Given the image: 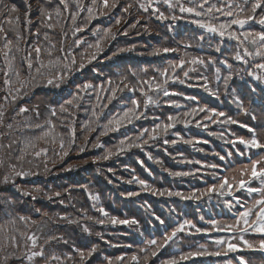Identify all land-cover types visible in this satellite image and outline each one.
Instances as JSON below:
<instances>
[{"label": "trees", "instance_id": "16d2710c", "mask_svg": "<svg viewBox=\"0 0 264 264\" xmlns=\"http://www.w3.org/2000/svg\"><path fill=\"white\" fill-rule=\"evenodd\" d=\"M128 3H136L137 8H139L140 3L147 4L148 0H125ZM216 2V0H213ZM37 4V0L35 1ZM16 5L19 9L18 13H13L12 15H19L21 20L20 30L22 34L27 38V44H25L24 40L19 42L21 52L17 53L13 50L11 55L15 56V60L13 61V67L9 74V79L12 81L11 87L14 89L19 86L18 79L16 76V72L20 73L19 80H29V70L27 67V63L22 60V57L26 55L23 51L26 47L34 46L38 42H43L47 44L46 41L43 40V33L45 31L48 32L50 39L56 45V50L54 51V57L61 55L58 51L61 42H63V46L65 50L72 47V52L76 56L77 59V67L79 66L81 55L85 54V64L86 67L82 70L75 71L69 77V79L61 85L59 89L53 88L51 86L45 87L43 84H38L33 87L29 85L24 88L21 93V97L15 102V104L11 103V101L5 105V127H0V132H8L6 125L8 123H13L14 127L17 122L22 126L25 121L29 124L41 123L44 124L45 127L43 129H34L28 130L23 129L15 131L13 134L4 136L0 139V145L8 144L12 139L17 140V143L13 145L11 150L4 149L0 147V160H3V166H0V178H2L3 174L8 171V164L13 163L17 164L18 168L23 167L25 171H30L32 174L17 177L15 183L20 186L21 189L28 191L31 195L25 196L21 191H17L12 184H3L0 183V197H11L16 203L11 206L12 211L11 214H8L4 211H0V264H39L37 259H33L29 261L27 256L30 255V252L35 250H39V246L36 249H31L30 247H26L25 245H30V242L26 241V236L30 234H35L40 237L38 241V245H44L45 249V257L41 258V261L46 264V259L53 253L60 256V261H51L50 264H64L65 261H68V264H77L79 255L78 252L74 251V249L84 250L85 253L89 249L92 248L93 245L97 247V251L93 253L92 257L88 258L85 261V264H106V258H115L116 256H130L133 252H138V250L142 247L146 246V241L149 239H157L161 241L165 232H170L172 228H174L179 222L184 219H190L197 226L202 228H210V221L216 220L221 223H232L235 220V216L240 212L239 209L234 206L229 210V208L224 206V199H231V197H216L215 195L208 199L207 197L203 198L200 201H183L177 197H168V196H155L150 192H145L141 190V186L135 182L129 183L128 181L132 180L133 176L138 177L146 181L148 184L152 185L155 188L159 189H170L175 191H181L184 193H189L197 189H204L208 185L216 182L213 179L211 173L216 171L220 173V169L213 170L210 168H202L201 165L198 164H189L186 162H181L182 160H200L202 163H219L222 167H226L228 169L225 172L226 175L231 176L233 173L231 169L239 168L241 165L248 163L246 161V155L239 156L234 155L231 161H219L218 157L213 155V153H220L222 155L227 154L230 151L228 148V144L226 141L233 140L237 136H242L244 138H249L247 133H244L240 129L232 127V124L222 123L221 125L216 126L217 123H212L211 121L202 120V113L197 119H201V127H197L195 123H192L185 127L183 124H177L174 129H171L166 137L162 136L159 140L155 142H150L149 146L145 147L144 151L140 149H132L129 152H125L120 160L124 163L117 162L116 165H119L118 168H114L112 170V178L116 181H108L106 184L107 191L111 194V198L108 200L105 199L103 188L99 187L97 192L92 193L91 190L78 191L77 195L72 192L76 190L75 188H69V186L78 187L80 190L84 186H86L87 182H81L84 177H91L93 173L104 175V172L97 166H93V164H80L79 166H72V160L74 158V153L76 154H85V155H94L97 153L99 148H93L92 141L87 144L86 150L84 152H79L78 149L81 146H84V140L81 139V136L76 140L77 146H72L75 149L69 157H63L60 159V156L57 153L60 152L59 149V138L62 136L65 139L66 147L67 141L69 139L68 134L63 128L64 122L69 115L75 110H80V113H87L88 110L85 106L89 103L91 96H96V92L93 89H89L87 94L81 93L82 99L79 101L80 108L70 109L67 115L66 113H61L59 108L64 101L71 99V93L77 91V85H83L86 82L92 83L96 86L97 90L100 86H103L105 89L109 88L107 81L111 78L116 83H119L121 76H127L129 81L135 82L137 79H147L152 76L159 77L157 65L153 64L149 66L146 62L153 61L156 62L161 60L162 62H168L171 60V57L166 58L167 56H150L148 53L152 52L155 48L165 47V45H173L174 38L185 37L187 39L188 36L196 35L198 28L200 31L199 37L203 35L205 39L203 41L199 40L201 43L208 45V48L204 46L198 47L200 48L206 55L205 60L212 58L216 61V66L221 69V73L223 76L228 75L226 73L229 69L226 68L223 64H220V60H227L229 64L233 67L231 69L232 74L235 73L242 77L244 75L248 76L247 71H240V68H237L235 65L237 61L232 59V55L236 50V42L232 40H228L227 38H221L219 36L209 34L205 32L203 29L199 28L195 24L191 23V19L188 18L187 14L179 13L178 9L172 10L167 7L163 3V0L159 4H153V7H158L160 11H164L166 15L175 14L177 16H181V19L176 21L172 20H164L161 22L156 19L155 15L152 14V10L149 9L148 12H143L153 23H157L159 29L158 31H152L148 33L146 36L138 37L141 40L139 43L136 42H113V40H103V52L97 57L96 60H93L91 63H87V54H89L93 49H89V44H95L97 39L104 35V30L111 28L113 32H116V25L109 24L111 22V18H104V21L97 20L98 23L95 25H91L90 27H84L86 22H80L76 24L77 27H83L84 30L76 33L75 36L72 35V22L71 17L67 12L63 11V5L57 7V5L53 4V1L50 2L47 6L53 12V19L51 23L55 25V27L51 30L41 29V35L39 38L29 35L27 32H24L23 26V16L21 12L26 11V5L24 4V0H0V11H4L5 6L10 7L11 5ZM250 7V5H249ZM38 8V4H37ZM35 8L32 13V19L34 21L31 31L35 32L38 24L35 23L37 20L38 14ZM59 8L61 11L60 19L55 15V10ZM82 11L85 13L84 8L82 7ZM75 12V11H72ZM264 13V10H257V19L259 15ZM7 16V12L4 11V15H0V21H3ZM79 17V16H78ZM143 18V17H142ZM145 18V17H144ZM225 18L220 17V20L223 21ZM59 21V23H57ZM146 21V18H145ZM87 26V25H86ZM5 30L9 29V25L7 23L4 24ZM195 31H193V29ZM150 29V28H149ZM98 30V31H97ZM244 30L251 31H260L261 25L250 22L249 25L245 26ZM94 31L96 34L94 35ZM156 34H152V33ZM67 33V36L64 35ZM152 34V35H151ZM9 38L13 39L15 42V33L9 32ZM151 37V38H150ZM212 38L218 40L217 42L213 41ZM135 39V37H133ZM162 39V40H161ZM81 40L79 46H75L74 41ZM132 41V40H127ZM158 41V42H157ZM151 43L152 47H150ZM157 42V43H155ZM119 43H126L131 46V51L120 52L117 55L113 56L115 52V47ZM232 44V45H231ZM122 44L118 45L117 48H122ZM0 47H2V42H0ZM219 47L221 51L217 52L216 48ZM233 49V50H232ZM234 51V52H230ZM180 52V51H178ZM178 52L171 53L174 58L178 57ZM35 53H33V56ZM107 57H111V59H107ZM11 59V56L9 57ZM47 60V57H44ZM135 60H138L139 66L137 63H134ZM176 60V59H175ZM175 60L172 62L175 63ZM97 61H105L103 63L107 64L106 67L109 71L98 70L95 67V63ZM261 62V58L256 57L255 59H250L248 64L250 66L249 70L254 72H258L259 70L253 68V64ZM122 63H128L122 64ZM244 64V63H239ZM148 67V69L145 68ZM205 68L204 66H202ZM225 72L223 73V69ZM208 71L211 72L212 82H217L215 76L213 75V67L208 66ZM6 69V61L3 57L2 53H0V103H3V97L7 94V90L4 86V75L3 72ZM136 73L135 76L132 73ZM35 74L33 69V75ZM250 79V83L253 88L257 91V100L261 103V106L253 105V110L264 108V83H261L252 77L248 76ZM174 86L173 91H179L186 94L185 90L180 89L179 86L173 85V83H169L168 88ZM222 93V92H221ZM109 93L102 92L100 94L101 97L107 96ZM119 96L125 97H135L139 98L141 102L144 97L140 96L139 92L131 93L125 91L124 93H118ZM155 96V94H153ZM207 95L205 92H202V97L198 96L196 93H191V96L198 97L200 106H207L210 108H216L217 105L215 103H206L204 102L206 99L204 96ZM188 96V95H187ZM97 97V96H96ZM214 97V96H213ZM222 97V94L220 95ZM203 98V99H202ZM255 98L254 94L248 93V96L245 98V104H251V100ZM172 99L179 102L183 107L177 109L173 107H169L164 103L165 100ZM184 99V98H183ZM180 96L173 97H163L162 94L159 96V104L150 105L146 110L143 109V105H141V111L145 112V118H142L138 121H134L133 124L127 125L124 128H121L117 133H109L104 136V138L111 139L110 136H119V134H124L123 137L126 136H134L136 135L142 128H149L154 125V123H158L159 121H154V116H159L161 119H166L169 114H177L183 113L187 110L188 107H195L193 102L183 100ZM107 100L102 99L100 101L97 100L98 103L103 104ZM115 104L112 106L113 110H108L107 112H111L108 114L107 119L104 118L103 114L101 118L96 121V123L92 124V127H95L97 130L99 129V133L102 130V123H107L108 118L111 114L121 111L122 105L119 99L113 101ZM107 103V102H106ZM39 106L40 117L36 119L35 113L32 114L31 111L28 113H24L21 115H17L20 107H27L32 109L34 106ZM111 104L108 106L107 109ZM130 105V102L128 103ZM50 107H54L57 110V116L51 117L49 114ZM247 106H245L246 108ZM99 109V108H97ZM226 111V110H223ZM239 112L245 113L244 110L240 109ZM260 114V113H259ZM261 121L258 125H252L256 131L258 137L264 141V114H260ZM51 120L54 128L52 129L51 135L48 137L51 140L52 136L57 137V143H41L38 145L36 150L39 148H47L48 154L45 158L41 156L39 159H34L31 155L25 156L23 161H18L16 158L22 154V150L25 147V140L29 138L31 140L36 141L38 137L44 132L49 130L52 125H48L45 123L47 120ZM240 119V118H239ZM90 120H93L92 113ZM73 122H68V124H72ZM206 124L207 127H203ZM261 125V127H260ZM100 127V128H99ZM96 130V131H97ZM82 131V130H81ZM174 133H179L184 139H191L194 141L193 144H185L182 141H178L175 145L163 143L164 139L169 141L177 139V136ZM118 134V135H117ZM102 141L101 143L104 145L107 142ZM207 141V143H204ZM231 145V144H229ZM69 150V152L72 150ZM237 147L241 150L244 149L243 145L237 144ZM54 148V155H52V150ZM201 149L203 151H201ZM11 152V155H7L8 152ZM26 151L31 152L32 149H27ZM127 153V154H126ZM139 153V155H138ZM148 154H151L153 159L148 158ZM252 159L258 158L257 155H252ZM121 157V156H120ZM255 157V158H254ZM47 159L48 170H45L44 160ZM83 159V158H82ZM155 160H159L162 163H156ZM31 161V163H29ZM143 163H140V162ZM119 163V164H118ZM71 169V170H68ZM164 169H169L173 172L179 171H195L196 169H200L199 172L196 173L195 176H186V177H174L169 175L167 171ZM108 171V168L105 172ZM119 172L118 176L114 175V173ZM109 177H106L105 180H109ZM253 185H258L260 187L259 181H253ZM37 189H39V193H37ZM59 192L61 195L59 197L53 196L52 199H48V195H52L53 193ZM139 193V195L128 196L127 193ZM47 194V195H46ZM90 194L94 196H98V200L90 199ZM234 194H240L243 196V201H247L248 204H251L254 199H258V194L256 195H246L241 192H236ZM37 196V199L33 200L32 196ZM85 195V201L88 209L92 212L90 217H93V220H87L83 218L82 222L78 221L76 223H68L67 220L59 219L60 216H67L70 220L75 221V215L73 212V207H79L77 200H83V196ZM58 199L56 202H52L48 208H44L43 204H48V201H52L54 199ZM63 201V203H61ZM113 204H115V208H113ZM2 207V206H0ZM85 207V206H84ZM103 207L105 211L110 216H116L118 219H136L139 223L136 225H121L116 224L113 225L110 221L100 224L96 223V220H106L104 216L101 215L98 208ZM39 209V212L36 210ZM47 213V216L44 214ZM20 215L25 217H30L32 221H36L37 223L33 224L31 222H23L18 219ZM160 217L165 221L163 225L159 223L155 217ZM203 217V219H201ZM15 219V222H13ZM88 221H90L88 224ZM70 225H74L77 228V232L79 238L82 242L71 244L69 247L65 246V243L62 241H53L51 243L46 244L45 240L47 236L54 235L60 229V227H68ZM87 226L89 228V232L83 231V227ZM69 230H65L61 234H63L64 240H71V236L69 234ZM193 234L185 235L184 233L179 234V239L177 243L170 244L165 248L161 249L158 256L154 258L152 264H160L161 260L168 259L172 256H178L180 252L189 251L190 246L191 250H194L199 245H205L210 250L214 249L213 241L215 239H227V236L222 235L221 232H209L205 233H195L192 230ZM99 233V235H97ZM15 236L20 247H13L10 241V237ZM252 243L256 244V247L259 248L258 241L264 239V235L260 233H252L248 232L245 235ZM89 238V240H86ZM71 256L72 259H68V256ZM4 257H9L7 260L3 259ZM19 257V259H17ZM215 256H201L194 257L195 262L197 264H216L213 260ZM221 256L218 258L220 259ZM257 260H261L260 257H256ZM256 264V263H254Z\"/></svg>", "mask_w": 264, "mask_h": 264}, {"label": "snow or ice", "instance_id": "6c2138e0", "mask_svg": "<svg viewBox=\"0 0 264 264\" xmlns=\"http://www.w3.org/2000/svg\"><path fill=\"white\" fill-rule=\"evenodd\" d=\"M120 0H92V6L87 8L88 17L87 21L90 23L93 18L97 15H107L112 12L113 9H116L119 5ZM161 0H148L147 4L140 3L139 8L143 12H148L149 9L152 10V14L155 15L156 19L163 22L164 20H172L176 21L181 19V16H177L175 14L166 15L164 11H160L158 7H153V4H159ZM50 3V0H37L38 8L36 11L38 12L37 20L35 21L38 24V27L35 32L31 31V27L34 23L32 19V3L31 0H24V4L26 5V11L24 12V32H27L29 35L35 36L37 38L41 35V29L51 30L55 27L53 23H51L53 19V12L47 6ZM59 3L63 5V11L69 13L72 22V35L75 36L76 33L84 30L83 27H77L76 21L79 16V11L72 12L69 7V0H59ZM163 3L167 5L169 9L175 10L178 9L179 13L187 14L191 19V23L197 25L199 28L203 29L205 32L209 34H213L216 36L223 38H227L228 40H232L236 42V50L232 55V59L237 62H241L247 64L250 59H255L256 57L261 58V62L253 64V68L259 70L258 72H254L252 70H248V76L253 79L264 83V13L259 15L257 19V10H264V0H163ZM250 5V7H249ZM134 7L133 3H128L122 11L124 13L130 14V9ZM77 8L82 9V5L77 3ZM4 11L7 12V16L3 21H0V42H2V47H0V53H2L3 57L6 61V69L3 72L4 75V86L7 90V94L2 98L3 103H0V127H5V105H7L10 101L15 104V102L21 97L22 90L29 85L35 87L38 84H43L45 87H53L59 89L62 84H64L73 72L82 70L86 67L85 64V54L81 55V60L79 66L77 67V59L76 56L72 52V47L69 46L67 50H65L63 46V42H61V46L59 48V52L61 55L54 57V51L56 50V45L50 39V36L47 31L43 33V40L47 42L44 44L43 42H38L34 46L26 47L23 51L26 53L25 56L22 57V60L27 63V67L29 70V80H19L20 73L17 71L15 74L17 76L19 86L16 88H12V81L9 79L10 71L13 67V61L15 60V56L11 55L13 50L19 53L22 51L20 48L19 42L21 40L25 41L27 44V38L22 34L20 30L21 20L20 16L17 14L13 16V13H18L19 9L16 5H11L10 7L5 6ZM4 11H0V15H4ZM55 15L57 17L61 16V11L59 8L55 10ZM220 17H224L223 21L220 20ZM250 22H255L261 25L260 31H251L244 30L246 25H249ZM7 23L10 27L6 31L4 24ZM59 23V21H57ZM115 24L118 26L121 24V18H117ZM138 25L142 26L145 33H150V29L147 24H141V20L137 19L134 23L128 25L127 28L120 30L118 29L116 32H113L111 28L104 30V35L97 39L95 44H89L88 48L93 49L89 54H87V63H91L93 60H96L97 57L103 52L102 41L103 40H114L118 34L128 35L129 29H134ZM86 27V25L84 26ZM98 31V30H97ZM15 33V42L13 39L9 38L8 33ZM94 35L96 32L94 31ZM67 36V33H64ZM205 37L201 35L199 40L203 41ZM83 41L75 40V46H79ZM183 48H189L192 45L189 43H183ZM132 49L128 48H120L117 52L113 53V56L117 55L120 52L131 51ZM180 51V47H160L155 48L149 55L153 56H161L162 54L167 53H176ZM216 51L219 52L221 49L219 47L216 48ZM33 53L35 55L33 56ZM11 56V59L9 58ZM47 57V60L44 57ZM107 59H111V57H107ZM220 64H223L230 71L228 75L221 77V69L216 66V61L212 58L205 60L204 58L193 56L188 58V53H184L183 56L179 59L177 63L170 64L168 67L163 69H158L159 77L152 76L147 79H137L135 82L129 81L127 76H121L119 83H116L111 78L107 81L109 88L105 89L103 86L97 90L96 86H94L90 82H86L83 85H77V91L71 93V99H68L60 106L59 111L61 113H66L69 111L67 106H79V101L82 99L81 93L87 94L89 89H93L96 92L97 100L100 101L102 99H106L107 103L100 104L98 103L93 111L92 117L93 120L87 121L81 125L82 130L91 133L95 132L97 129L92 127V124L96 123L101 116L104 114L103 109H107L113 101L119 99L122 107L121 111H117L110 115L105 123L102 126V130L100 131V136H106L111 132H118L121 128L126 127L127 125L133 124L134 121H138L142 118H145V112L141 111V105H143V109H147L150 105L159 104V96L162 94L163 97H173V96H183L187 101H196L197 97L195 96H187L183 92L179 91H170L167 87L169 83H179L185 84L188 80L196 79L198 81L197 85H189V86H198L202 87L205 92L209 93V95L219 98L218 91L214 90L210 87V81L207 76L203 73H200L196 77H192L190 74L197 71L196 65H201L207 68L208 66H212L215 72V78L219 81L221 78L224 82V87H228V82L232 79V65L228 63V61L220 60ZM33 69L35 74L33 75ZM177 69L183 75L181 78L180 74L177 72ZM133 76L136 73H132ZM202 81V83H199ZM125 91L136 93L139 92L140 96L144 97L143 101L139 98L135 97H125L119 96L118 93H124ZM101 92L109 93L105 97H101ZM155 94V96L153 95ZM234 102H236L242 110L243 106L241 101L234 97ZM130 102L131 106H128ZM169 107L173 108H181L183 107L179 102L167 99L164 101ZM95 108H100L101 111L97 112ZM35 113L36 119L40 117L39 106L36 105L32 109L27 107H20L17 115H21L28 112ZM203 113L202 120L211 121L212 123L220 122V123H228V124H236L238 121L233 119L231 116L227 115L224 111L217 110L215 108H209L207 106H200L197 104L196 107H188L186 111L183 113L177 114H169L166 119H161L159 116H154V121H159L158 123H154V125L149 128H142L136 135L134 136H125L123 139L119 140L118 143L113 145L111 148L105 150L104 154L93 159V163L98 160H109L113 156H118L124 154L125 152H129L132 149H140L141 151L145 150L146 146L150 145V142H155L159 140L162 136L166 137L171 129H174L177 124H183L185 127L188 125L195 123L197 127H201V119H197L200 114ZM49 114L51 117L57 116V110L54 107H50ZM223 118V119H221ZM46 124L52 125L51 120L45 121ZM241 127L247 128L248 132L251 133L250 138H244L242 136H237L233 140L226 141V143L231 144L234 148H236L237 144L243 145L244 149L241 150L237 148L236 155L244 156L246 152L251 151L252 149H257L256 155L258 158L252 159L248 158L249 162L241 165L239 168L231 169L232 175L221 174L218 175L216 171H213L211 175L213 179L216 181L210 185H208L204 189H197L189 193H184L181 191H175L170 189H159L155 188L152 185L148 184L146 181L139 179L138 177L133 176L132 180L128 181L129 183H137L141 186V190L145 192H150L155 196H168V197H177L183 201H200L203 198L207 197L211 199L214 195L216 197H231V199H224V206L231 208L234 206L233 201H235L236 205H239L243 210L240 211L236 216L235 220L232 223H221L216 220L210 221V228H202L197 226L190 219H184L179 222L174 228L171 229L170 232H165L161 241L157 239H149L146 241V246L142 247L138 250V252H133L130 256H116L113 258H106V264H152L154 258H156L161 251V249L169 246L170 244H174L178 242L179 234L184 233L185 235L193 234L192 230L195 233H209V232H227L233 234V237L230 239H215L213 241L214 249L210 250L205 245H199L194 250L182 251L178 256H172L168 259H164L160 261V264H182L184 261H188L193 259L194 257L201 256H220L226 255L228 252H236L238 247L243 246L244 248L254 249L256 248V244L252 243L248 239L245 238V233L255 232L264 234V141H262L256 132V129L249 127L246 124H241ZM8 132H0V139L4 136H8L13 134L15 131L23 129L34 130V129H43L45 127L44 124L35 123L29 124L27 121L21 126L19 122L16 123L15 127L13 123H8L6 125ZM203 127H207L206 124ZM54 125H52L49 130L44 131L42 136L38 139H43L45 143H57V137L52 136L51 140L48 137L52 133V129ZM177 136V139L167 140L164 139L163 143L165 145L172 144L175 145L178 141H182L185 144H193L194 141L191 139H184L180 136L179 133H174ZM76 142V134L75 128L70 127V138L67 141V147L65 143V139L61 136L59 138V149L60 152L57 155L60 156L62 160L63 157L67 156L69 150ZM17 143V140L12 139L10 143L0 145L4 149L11 150L13 145ZM25 147L22 150V154L18 156L16 159L18 161H23L25 156L31 155L34 159H39L41 156L47 157L48 149L39 148L36 150L37 146L32 140H27L24 142ZM207 143V141H204ZM88 144V138L85 137L84 146L79 147V152H84L86 150V146ZM93 148H101L103 147L100 142V137L97 136L96 141L92 143ZM27 149H32L33 151L28 152ZM201 151H203L201 149ZM7 155H11L9 151ZM213 155L217 156L219 161H231L233 159V152L229 151L227 154L222 155L220 153H213ZM149 159H153L151 154H148ZM156 163H162L159 160H155ZM189 163V164H198L201 165L202 168H210L213 170L220 169L222 166L219 163H202L200 160H187L181 161ZM3 160H0V166H3ZM31 163V161H29ZM140 163H143L142 161ZM47 159L44 160L45 170L47 171ZM8 171L5 172L0 178V183L5 185L12 184L13 187L16 188L17 191H21L23 195L28 196L31 195L30 192L25 191L20 188L19 185L15 183L17 177H24L32 174L30 171H25L21 166L18 168L17 164L9 163ZM71 170V169H68ZM169 173V175L174 177H186V176H195L200 169H196L195 171H179L173 172L169 169H164ZM225 172L228 169L225 167ZM111 171V169H109ZM253 181H259L260 187L252 186ZM39 193V189L36 190ZM246 192L249 196L253 193L258 194L259 198L254 199L251 204H248L247 201L242 202V198L236 196L234 193L236 192ZM47 195V194H46ZM61 194L59 192L53 193L52 195H48V199H52L53 196L59 197ZM128 196L139 195V193H127ZM32 199H37V196L33 195ZM90 199L98 200V196H94L90 194ZM16 203L11 197H0V211H4L8 214H11L12 207ZM63 203V201H61ZM39 212V209L36 210ZM101 213L102 216L106 218V220H96V223L104 224L110 221L113 225L121 224V225H136L139 222L136 219H118L116 216H110L107 211L103 207L97 209ZM47 216V213L44 214ZM20 221L23 222H31L33 224L37 223L36 221H32L30 217H25L20 215L18 217ZM59 219L67 220L68 223H76V221L70 220L67 216H60ZM85 219L93 220V217L86 216ZM156 220L159 221L161 225L165 223L163 219L160 217H155ZM203 219V217H201ZM15 222V219H13ZM83 231L89 232V228L87 226L83 227ZM99 235V233H97ZM11 244L13 247H20L17 242L15 236H11L10 238ZM40 237L35 234H30L26 236V241L30 242V245H25L26 247H30L31 249H36L39 246L38 251H31L30 255L27 256L29 261H32L35 257L44 258L45 257V249L44 245H38ZM238 239L239 244L236 242ZM53 241H62L67 244L68 241L64 240L62 236L49 235L47 236L45 243H51ZM259 248L261 251H264V239L258 241ZM74 251L78 252L79 262L80 264H84V262L92 257L93 253L97 251V247L95 245L92 246L91 249L85 253L84 250L74 249ZM9 257H4L3 259L7 260ZM68 259H72L69 255ZM19 259V257H17ZM60 256L56 254H52L46 259V264H50L51 261H60ZM240 264H247L243 258L240 259Z\"/></svg>", "mask_w": 264, "mask_h": 264}, {"label": "rangeland", "instance_id": "374dc122", "mask_svg": "<svg viewBox=\"0 0 264 264\" xmlns=\"http://www.w3.org/2000/svg\"><path fill=\"white\" fill-rule=\"evenodd\" d=\"M35 1L36 0H31L33 10L35 8H37V4L35 3ZM52 1H53V4L57 5V7H59V0H50V2H52ZM77 3L82 5V7L84 8V11H86V12L85 13L81 12L79 14V17L77 18L76 24H79L80 22L84 21V22H86V25H87L86 27H90L91 25L93 26V25L97 24L98 23L97 20L104 21V18H106V17L111 18L112 17L111 22L109 24L116 25L115 24L116 19L117 18H121V24L118 25V26L116 25V27H117L116 31H117L118 29L123 30V29L127 28L128 25L134 23L137 19H140L141 20V24L142 25L143 24H147V26H148V28H150V30H152V31H158L159 30V29L156 28V27H158V24L157 23H153L152 21H150V19L142 11H140L137 8L136 3H133L134 7L132 9H130V14H129V13H124L122 11V9L128 4V2L125 1V0H120L118 7L116 9H113L111 13H109L107 15H99V13L97 12V15L95 16V18H93L91 20L90 23L87 21V17H88L87 8L89 6H92V0H69L70 11H77V10L82 11L81 9L77 8ZM60 6H61V4H60ZM21 14H22V16L24 18V11L21 12ZM37 14H38V12H37ZM68 15H69V13H68ZM144 17L146 18V21H145ZM187 17L188 18H193V17H190L188 15H187ZM57 18L60 19L59 17H57ZM195 29L197 30L196 35L188 36L187 39L185 37H181V39L176 37L173 40V42H174L173 45H165V47H178L179 46L180 47V52H178V54H177L178 57L174 58L173 54L167 53V54H162L161 56H167L166 58L171 57L170 58L171 60H169L168 62H162L161 60H158L156 62L149 61V62H146V63L149 66L155 64V65H157V68L163 69L165 67H168L170 64H172V62L175 59H176L175 63H177L179 61V59L181 58V56L184 55L185 52L188 53V58L193 57V56H198V57H201V58L205 59V55L206 54L200 48H198V47L204 46V44L201 43L198 40V36H199L200 31L198 30V28H195ZM152 31H150V32H152ZM193 31H195V30L193 29ZM147 34L148 33L144 32L143 27L138 25L134 29H129L128 35L118 34L116 36V38L113 40V42L126 41V42L139 43L143 39H139L138 37L146 36ZM152 34H156V33L153 32ZM133 37H135V39H133ZM127 40H132V41H127ZM212 40L215 41V42L218 41V40H215L214 38H212ZM157 42H155V43H157ZM183 43H189L192 46L189 47V48H183V46H182ZM120 44H122L121 45L122 48H126V49L132 48L131 46H129L126 43H119L115 47V52L118 51L117 46L120 45ZM149 44H150V47H152L151 43H149ZM204 47L208 48V45H205ZM230 52H234V51H230ZM150 56H152V55H150ZM103 62H105V61H97L95 63V67L98 70H104L106 72L109 71L108 68L106 67L107 64H105ZM138 62H139L138 60L134 61V63H137L138 66H139L140 64ZM239 63H241V62H237V64L235 66L237 68H240L239 69L240 71H244L245 72V71L249 70L250 66H249L248 63L247 64H243V65L239 64ZM122 64H126L127 65L128 63H122ZM195 67L197 68V71L191 73L190 75L192 77H196L200 73H203L205 76H207L209 81H210V87H212L214 90L218 91V95H219L218 99L216 97H213V96L209 95V93L205 92L202 87L189 86V85H197L198 81L196 79L188 80L185 84L173 83V85H177V86H179L180 89L185 90V92H186L185 95H188V96H191V93H196V94H198V96L202 97V92H205L207 95L204 96V98L206 99L204 102L209 103V104H211L212 102L215 103L217 105V110H220V111L226 110L224 112L227 115L231 116L233 119H235L238 122L244 123V124H246V125H248L250 127L252 125H258L260 123V121H261L260 114H264V108L253 110V108H252L253 105L256 104L257 106H261V103H259L258 100H257V98H258L257 97V91L253 88L252 84L250 83V79L248 78V76L244 75L242 77H239V75H236L235 73H233L232 79L228 82V87L225 88L222 78L219 81H217V82H212L211 81L212 78H211V72L210 71H208L207 69L203 68L201 65H196ZM145 68L148 69L147 66H145ZM222 69H223V73H224L225 70H224V68H222ZM229 71L230 70H228L226 73H229ZM177 72L180 74L181 78H183V75H182V73L180 72L179 69H177ZM213 75L215 76L214 68H213ZM220 75H221V77H223L222 73H220ZM199 83H202V81H200ZM18 84H19V82H18ZM173 88H174V86L170 87L169 90L173 91ZM248 93L255 95V98L251 100V104L250 105L249 104H247V105L245 104V98L248 96ZM221 94H222V97H220ZM180 97L182 99L184 98L183 96H180ZM234 97L238 98L241 101L245 113L239 112L241 107L236 102H234V99H233ZM198 100H199V98L197 97L196 101H191V102H193L195 107L197 106V104H199V103H197ZM97 104H98L97 97L96 96H91V99H90L89 103L85 106V108H87V110H88V114L87 113H80V110L78 109V110H75L74 112H72L71 115H69L70 117L67 118L69 120H66L64 122V124H63V126L65 127V128H63V130H65L67 132V134H68L67 137L70 138V127H74L75 128V134H76V140L80 136H81V139L84 140V141H85V137L87 136L88 143H90L92 141H96L97 136L100 137V142L105 141L104 139H107V138L103 139L104 136H100L99 129L97 131H95V132L88 133V132L82 130V128H81L82 124H84L87 121H90L91 113H92L94 107ZM114 104H115V102L111 104L109 109H103V112L105 114L104 115L105 119H107L109 113L113 112V111H111V112H107V111L111 110V109L113 110L112 106ZM245 106H247V107L245 108ZM67 107L70 110V109H74V108L75 109L76 108H80L81 106H80V103H79V106H67ZM95 110L97 112L101 111L100 108L99 109L95 108ZM31 113L34 114L33 112H31ZM67 114L68 113H66V115ZM202 115H204V114L202 113ZM221 119H223V118H221ZM68 122H73V123L70 125V124H68ZM216 123H217L216 126L222 124L220 122H216ZM263 123L264 122H261V124H263ZM103 125L104 124L102 123V126ZM232 127H234V124H232ZM260 127H261V125H260ZM252 128H254V127L252 126ZM243 132L247 133L246 131H243ZM113 133H117V132H113ZM42 134L39 137H41ZM123 135L124 134H119L120 138L118 136L111 135L110 136L111 139H107V142L104 145L102 144L103 147L99 148L97 153L94 154V155H92V154L91 155H89V154L85 155V154H81V153L80 154L74 153V158L72 160V166H79L80 164H85L86 165L88 163H91V164H93V166H97L98 168H100L102 170V172H104V175H101V174H97L96 175V173H93V175L91 177H89V178L88 177H84L81 180V182H87V184H86V186H84L80 190H78L79 189L78 187L69 186V188H75L76 189V190L72 189V192H74V194L77 195L78 191H82V190H83L82 191L83 193H84V190H91V192L94 193V192L98 191L99 187H102L105 199L108 200V198H111V194L107 191L105 183H107L108 181H113V182L116 181L115 179L112 178L113 174L111 172H112V170H114V168H118L119 169V165L118 166H114V165H116L117 162L124 163L122 160H120L124 155L121 154V155H118V156H113L109 160H98L95 163H93V159L95 157L103 155L106 149L111 148L113 145L118 143L119 140L123 139L124 138ZM101 139H102V141H101ZM27 140H31V139L26 138L25 141H27ZM32 141L36 144V146L41 145V143L44 142L43 139H37L36 141H34V140H32ZM73 146H77V143L75 142V145H73ZM73 150L75 152V149L72 147V150L68 153V155L66 157H69L72 154ZM256 153H254L252 155H256ZM52 155H54V148L52 150ZM138 155H139V153H138ZM252 157L253 156H251V158ZM107 168H108V171L105 172V170ZM109 169H111V171H109ZM118 174H121V173H119V172L114 173V175H116V176H118ZM217 174L221 175V173H217ZM106 177H109L110 179L109 180H105ZM58 199H60V198L54 199L52 201H48V204H43V207L44 208H48L49 205L52 204V202H56ZM77 203H78V206H80V208L77 207V206L73 207V212H74V215H75V221L76 222H78V221L82 222L83 218H85V215L89 216L90 214H92V212L88 209V207L86 205L85 195L83 196V200H79L78 199ZM113 208H115V204H113ZM109 214H112V213L109 212ZM89 222L90 221H88V224H90ZM65 230H69L70 231L69 234H70L71 240H72V241H68V239H66L68 241V243L65 244L66 247H69L71 244H74V243L78 244L79 242H82L80 240V238H79V235H78V232H77V228H75L74 225H70V228H68V227H60V229L54 235L55 236H63V234H61V233L64 232ZM86 240H89V238H87ZM33 259H37L39 264H44L41 261L40 257H35ZM68 263H69L68 261L64 262V264H68ZM77 264H80L79 259H78V263ZM84 264H85V262H84ZM86 264H88V263H86Z\"/></svg>", "mask_w": 264, "mask_h": 264}]
</instances>
